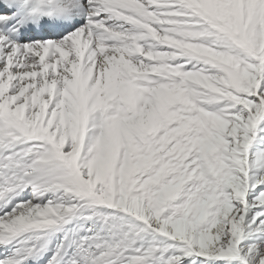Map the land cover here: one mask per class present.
<instances>
[{
  "label": "snow or ice",
  "instance_id": "1",
  "mask_svg": "<svg viewBox=\"0 0 264 264\" xmlns=\"http://www.w3.org/2000/svg\"><path fill=\"white\" fill-rule=\"evenodd\" d=\"M0 264H264V0H0Z\"/></svg>",
  "mask_w": 264,
  "mask_h": 264
}]
</instances>
